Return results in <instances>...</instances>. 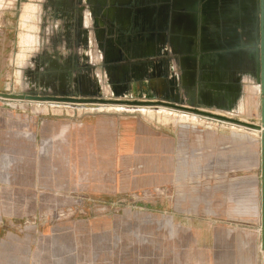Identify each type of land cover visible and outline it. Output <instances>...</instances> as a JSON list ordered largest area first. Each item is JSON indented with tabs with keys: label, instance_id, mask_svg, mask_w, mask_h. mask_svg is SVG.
<instances>
[{
	"label": "crops",
	"instance_id": "obj_1",
	"mask_svg": "<svg viewBox=\"0 0 264 264\" xmlns=\"http://www.w3.org/2000/svg\"><path fill=\"white\" fill-rule=\"evenodd\" d=\"M62 2L0 0V61L4 69L18 62L23 93L51 90L54 70L81 73L90 91L95 72L107 90L105 45L99 51L93 34L80 33L77 11ZM161 45L147 40L138 52L168 58ZM10 101L0 102V264H107L110 230L116 264H264L260 132L148 126L135 116ZM130 197H146V212L117 214L114 226L106 216L56 211Z\"/></svg>",
	"mask_w": 264,
	"mask_h": 264
},
{
	"label": "water",
	"instance_id": "obj_2",
	"mask_svg": "<svg viewBox=\"0 0 264 264\" xmlns=\"http://www.w3.org/2000/svg\"><path fill=\"white\" fill-rule=\"evenodd\" d=\"M202 1L64 0L61 4L66 11H77V26L85 28L80 33H86L88 40L93 34L99 51H103V44L106 47L108 58L102 57L101 68L107 78V90L95 72L99 86L90 91L83 87L81 73L76 77L68 73L67 77L66 73L54 70L53 74H47L45 87L50 85L51 90L0 91V98L78 109L102 110L101 105H119L126 110L154 106L171 107L185 114L191 112L195 119L205 117L259 131L264 168V0H253L249 31L255 39L245 44L252 48L244 50L243 59L231 58V50L220 43L206 44V30L213 37L215 31L226 26V19L219 16L221 0L209 1L208 17L204 16ZM156 39L161 46L165 45L163 53L168 58L149 61L138 48L146 45L147 40ZM147 66L152 72L140 78H112V74L123 76L131 69L145 71ZM163 66H166L164 71ZM71 79L76 84L73 88ZM247 81L255 82L260 88V124L209 111L236 114Z\"/></svg>",
	"mask_w": 264,
	"mask_h": 264
},
{
	"label": "rangeland",
	"instance_id": "obj_3",
	"mask_svg": "<svg viewBox=\"0 0 264 264\" xmlns=\"http://www.w3.org/2000/svg\"><path fill=\"white\" fill-rule=\"evenodd\" d=\"M8 64V61H7ZM5 70V73H4ZM0 91L1 92H11L10 90H6L7 88V79L12 78V84L14 86V90L16 89V93H23L19 87L20 78H19V68L18 62L14 61V64L11 67L8 65L4 69L3 61H0ZM11 73V75H9ZM9 75V76H8ZM0 102H11L10 99L0 98ZM19 104H24L22 101H16ZM15 102V103H16ZM151 107L153 111H141L139 109L126 110L119 109L114 106L105 107L102 110H90V109H80L79 112L83 115L88 114H109V115H121V116H135L145 125H159L162 127L169 126H177L179 123L182 124H196L203 128L210 126L212 128H219L225 130H234V128H239L237 126L232 125L231 123L217 121L205 117H197L195 119L193 113L189 112L188 114L183 113V111H179L177 109H173L171 107H165L167 112L159 113L156 111L157 107ZM261 93L260 90H257L256 83L252 81H247L245 84L243 98L241 99L239 111L236 114H231L229 112L218 111V110H209L212 112L224 114L227 116H232L244 121H248L251 123L260 124L261 123ZM170 112V113H169ZM170 115V116H169ZM195 122V123H194ZM212 124V125H211ZM247 132H252L253 134H260L257 130L250 129H242ZM237 131V130H234ZM147 204L146 197L144 199L139 198H124L121 200L115 201H107L92 198L91 202L85 204H75L71 206H65L59 208L57 213L64 214L68 212H75L76 214H91L93 217L98 216H106L109 221V225L114 226V218L115 215L121 214L127 210L146 212V207L144 205ZM108 250H107V264H116V245H115V232L114 230H110L108 232ZM143 262L141 261L140 264ZM150 264H158L157 262H150Z\"/></svg>",
	"mask_w": 264,
	"mask_h": 264
},
{
	"label": "flooded vegetation",
	"instance_id": "obj_4",
	"mask_svg": "<svg viewBox=\"0 0 264 264\" xmlns=\"http://www.w3.org/2000/svg\"><path fill=\"white\" fill-rule=\"evenodd\" d=\"M209 1H202V8H205V17L209 15ZM252 6L253 0H225V3H223V0L219 1V16H224L226 26L222 27L220 31H215L213 37L211 31L207 29L205 33L206 44L217 45L220 43L231 50V58L243 59L244 50L249 47L252 48L251 45L247 47L245 44H249L251 38L255 39L249 31V27L252 25Z\"/></svg>",
	"mask_w": 264,
	"mask_h": 264
},
{
	"label": "bare ground",
	"instance_id": "obj_5",
	"mask_svg": "<svg viewBox=\"0 0 264 264\" xmlns=\"http://www.w3.org/2000/svg\"><path fill=\"white\" fill-rule=\"evenodd\" d=\"M256 88L257 90H260L259 86L256 84ZM110 105H101L100 108H105V107H109ZM115 107L119 108L120 109V106L119 105H116ZM151 107H144V109H140L141 111H153L152 109H150ZM160 109H156L157 112L159 113H165L164 111L167 112V109H165L164 107H159ZM90 110H93V109H90ZM170 113V112H169ZM170 116V115H169Z\"/></svg>",
	"mask_w": 264,
	"mask_h": 264
}]
</instances>
